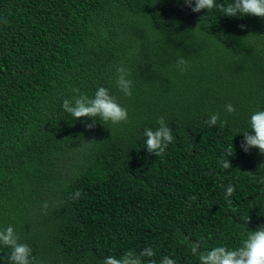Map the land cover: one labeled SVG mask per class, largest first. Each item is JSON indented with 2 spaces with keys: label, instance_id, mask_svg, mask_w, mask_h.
Masks as SVG:
<instances>
[{
  "label": "trees",
  "instance_id": "obj_1",
  "mask_svg": "<svg viewBox=\"0 0 264 264\" xmlns=\"http://www.w3.org/2000/svg\"><path fill=\"white\" fill-rule=\"evenodd\" d=\"M118 65L131 96L116 86ZM99 87L126 123L89 130L90 118L62 110L74 88L93 98ZM257 111L264 19L193 13L184 0H0V229L14 228L33 264H101L145 247L155 255L144 264H199L193 244L238 249L264 225V155L240 147ZM214 113L223 127L206 123ZM160 117L174 140L156 157L144 129ZM9 254L0 245V264Z\"/></svg>",
  "mask_w": 264,
  "mask_h": 264
},
{
  "label": "clouds",
  "instance_id": "obj_2",
  "mask_svg": "<svg viewBox=\"0 0 264 264\" xmlns=\"http://www.w3.org/2000/svg\"><path fill=\"white\" fill-rule=\"evenodd\" d=\"M184 3L193 13H199L203 9L209 11L218 8L228 17L249 15L264 19V0H233L226 6L217 5L215 0H184ZM4 23L7 24L8 21L5 19ZM240 27L243 29L245 26L240 25ZM176 66L182 75L186 73L188 68L186 58L180 56L177 59ZM130 75V71L124 66L118 65L116 67V86L125 96L132 95L133 81L129 79ZM73 93L76 95L71 100L67 98L63 100L62 110L70 114L73 119L90 118L92 122L85 125L87 129L94 128L97 119L103 125H118L128 121L127 109L117 103L115 97L110 95L107 88L99 87L93 98H89L86 93H81L78 88H74ZM226 111L231 114L235 112V108L228 104L226 105ZM218 121H220L219 113H214L206 123L211 127L217 125ZM156 123L158 127L155 130L144 129V136L146 137L144 144L149 154L159 157L165 153L174 137L172 130L167 126L163 117L158 118ZM224 123V121H220V127H223ZM249 123L254 134L245 131L242 134L244 139L241 141L240 147L245 153H248L252 148H257L260 154L264 155V111H257L252 114ZM231 155L232 148H229L226 151V156ZM219 163L226 170L231 168L227 158H222ZM234 191V186H227L225 199L227 200L228 197L232 196ZM80 196L81 192L77 190L73 195V199ZM192 199H195V197H192ZM42 207L47 208V202ZM0 245L10 249L9 264H33L35 257L32 255L31 247L19 242V237L11 225L5 229H0ZM198 249V243L191 246V254L198 257L199 264H264V225L259 226L257 230L249 231L247 237L242 240V246L238 249L229 250L224 246H217L204 252H198ZM154 255L155 252L152 248L145 247L138 254L128 251L120 258L108 256L101 264H144L142 258H151ZM150 264H155V262L150 261ZM160 264H176V261L164 256Z\"/></svg>",
  "mask_w": 264,
  "mask_h": 264
}]
</instances>
